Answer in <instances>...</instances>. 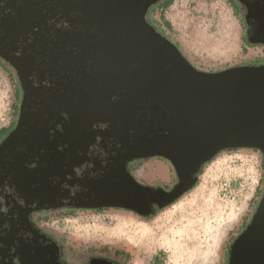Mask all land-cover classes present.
<instances>
[{
    "label": "flooded vegetation",
    "instance_id": "obj_1",
    "mask_svg": "<svg viewBox=\"0 0 264 264\" xmlns=\"http://www.w3.org/2000/svg\"><path fill=\"white\" fill-rule=\"evenodd\" d=\"M168 1L148 4L144 18L178 47L151 16ZM145 2L0 0V70L11 85L0 126V264H124L69 247L42 220L62 211L126 209L86 205L105 200L94 191L112 176L129 173L162 187L137 177L135 166L145 160L167 161L177 182L167 158L142 155L150 112L147 89L135 80L141 64L126 37V28H136L126 8L137 12ZM228 2L244 43L262 47L259 63L250 64H263L264 0Z\"/></svg>",
    "mask_w": 264,
    "mask_h": 264
},
{
    "label": "rangeland",
    "instance_id": "obj_2",
    "mask_svg": "<svg viewBox=\"0 0 264 264\" xmlns=\"http://www.w3.org/2000/svg\"><path fill=\"white\" fill-rule=\"evenodd\" d=\"M152 18L198 69L218 71L259 63L261 46L243 41L228 0H171ZM11 85L0 70V126L9 116ZM137 177L162 187L176 181L172 166L149 159ZM264 190V160L256 148L220 150L196 182L150 216L122 208L62 211L42 222L73 249L119 256L124 264H227L232 241L250 220Z\"/></svg>",
    "mask_w": 264,
    "mask_h": 264
},
{
    "label": "water",
    "instance_id": "obj_3",
    "mask_svg": "<svg viewBox=\"0 0 264 264\" xmlns=\"http://www.w3.org/2000/svg\"><path fill=\"white\" fill-rule=\"evenodd\" d=\"M126 8L135 29L126 37L139 50V81L150 112L148 147L142 155L167 158L177 174L170 188L112 176L96 193L103 202L147 216L188 191L201 166L225 148L258 149L264 158V63L218 71L195 67L178 47L146 22L144 10ZM116 177V178H115ZM115 178V179H114ZM227 264H264V190L245 228L232 241Z\"/></svg>",
    "mask_w": 264,
    "mask_h": 264
},
{
    "label": "trees",
    "instance_id": "obj_4",
    "mask_svg": "<svg viewBox=\"0 0 264 264\" xmlns=\"http://www.w3.org/2000/svg\"><path fill=\"white\" fill-rule=\"evenodd\" d=\"M169 2H171V0H169L164 6H166V5H168L169 4ZM263 160H264V158H263Z\"/></svg>",
    "mask_w": 264,
    "mask_h": 264
}]
</instances>
